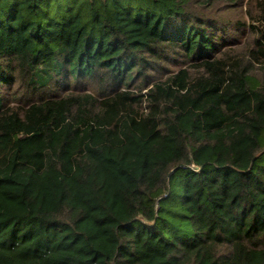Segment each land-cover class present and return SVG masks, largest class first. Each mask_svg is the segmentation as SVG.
Segmentation results:
<instances>
[{"label":"trees","instance_id":"16d2710c","mask_svg":"<svg viewBox=\"0 0 264 264\" xmlns=\"http://www.w3.org/2000/svg\"><path fill=\"white\" fill-rule=\"evenodd\" d=\"M190 2L0 0V264H264V81Z\"/></svg>","mask_w":264,"mask_h":264},{"label":"rangeland","instance_id":"374dc122","mask_svg":"<svg viewBox=\"0 0 264 264\" xmlns=\"http://www.w3.org/2000/svg\"><path fill=\"white\" fill-rule=\"evenodd\" d=\"M188 6L194 13L196 12L200 15L206 14L207 16L218 18L223 22H229L231 24V33L236 37V41L229 46L227 51L234 52L237 59L246 64L249 61H253L254 64L252 63L251 68L254 67V74L264 81V63L256 62V58L253 57V54L257 51L254 40L259 29H263L262 25L264 24V20L256 18V14H258L256 0H191ZM253 26L254 29L252 28ZM168 54L170 56L162 64L169 71L176 73L180 68L189 65L185 63V58H182V52L180 50L173 49ZM168 75V73L167 75L157 73L156 78L165 79ZM71 84H74V82H71ZM88 84V88L79 85L75 93L99 91L100 87L98 83L88 82ZM65 85L67 86V84ZM70 88H74L73 85ZM11 89L8 90L11 103L20 104V99L24 96L26 89L20 81H17L13 85V89ZM147 90L148 88L144 89L143 92Z\"/></svg>","mask_w":264,"mask_h":264}]
</instances>
